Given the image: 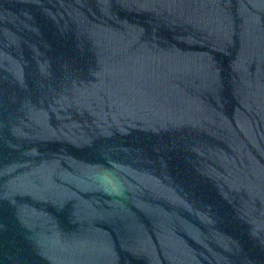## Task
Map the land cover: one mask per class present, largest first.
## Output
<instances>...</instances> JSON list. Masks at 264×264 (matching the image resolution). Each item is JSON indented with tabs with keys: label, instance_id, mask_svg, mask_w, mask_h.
<instances>
[{
	"label": "water",
	"instance_id": "1",
	"mask_svg": "<svg viewBox=\"0 0 264 264\" xmlns=\"http://www.w3.org/2000/svg\"><path fill=\"white\" fill-rule=\"evenodd\" d=\"M0 264H264V0H0Z\"/></svg>",
	"mask_w": 264,
	"mask_h": 264
}]
</instances>
